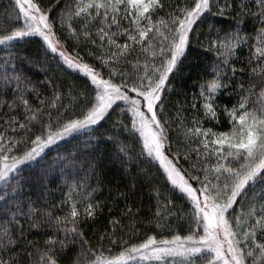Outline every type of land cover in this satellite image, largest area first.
I'll return each mask as SVG.
<instances>
[{
  "label": "snow or ice",
  "instance_id": "6c2138e0",
  "mask_svg": "<svg viewBox=\"0 0 264 264\" xmlns=\"http://www.w3.org/2000/svg\"><path fill=\"white\" fill-rule=\"evenodd\" d=\"M34 41L42 62L21 55ZM197 48L208 61L198 90L173 103ZM0 51V264H264V0H9ZM233 92L222 106L228 129L206 127ZM69 138L89 151L61 153ZM102 144L133 194L137 181L149 186L159 232L135 239L126 203L89 237L104 207ZM61 181L57 203L26 198Z\"/></svg>",
  "mask_w": 264,
  "mask_h": 264
},
{
  "label": "trees",
  "instance_id": "16d2710c",
  "mask_svg": "<svg viewBox=\"0 0 264 264\" xmlns=\"http://www.w3.org/2000/svg\"><path fill=\"white\" fill-rule=\"evenodd\" d=\"M45 2H47V0H45ZM8 6L9 0H0V14H3L4 9ZM202 30L206 33L207 26L205 25ZM247 31H252L251 22L247 24ZM5 55L6 54L4 52L0 51V59H3ZM21 55L31 57L40 62H42L43 60L42 49L35 41L23 44ZM247 55L248 49L244 48L236 63L238 65L245 64ZM207 62V58L203 54L202 49L197 48L189 54V58L184 65V70L180 74H178L177 78L173 81L175 88V91L172 93L171 97L173 103L179 102V104H186V102H191L193 92L198 90L197 82L199 81L200 76L203 75V65ZM21 66L26 71H28L29 75H31L36 81L43 79L45 76V71L43 69L33 67L29 70L26 64ZM56 74L62 77V82L65 85L75 84L78 88L82 87V80L76 78L75 73L69 75L56 70ZM48 75H53V73L49 72ZM244 82L247 83V80L245 79ZM236 99L237 97L234 92L231 95H221L218 100L219 105H221V107L218 108L219 122L205 120L204 125L206 127H212L214 130H227L229 127L228 120L226 115H224L223 113L222 106L228 105L229 107H231V105L236 102ZM179 104H177V106H179ZM65 150L72 151L74 153L79 152L81 155L89 151V149L86 148L83 142V138L78 141L69 138L68 142L64 143L62 145V148L60 149L61 153H63ZM113 151L114 150L110 144H102L95 152V155L99 156L100 158V179L103 182L101 191L97 193V199L102 202L104 207L103 212L98 217L96 223L90 228L86 227V231L88 232L89 237H91L93 243H95L96 241V236L93 235V231H95L98 235L99 231L107 226L110 216H121V212L124 209L126 203L129 206L133 207L135 218L130 221L127 216H124L122 217V219L127 228L139 229V231L134 232L135 239L143 238L146 233L151 234L152 231H160V229L155 228V224L148 223V220L154 215L155 212V200L153 198V194L149 191V186L143 180H139L137 181V187L135 188L133 194V192L130 191L128 187L130 185V178L124 175L123 170L120 168L119 164L115 162ZM56 154V150L53 149L49 154L48 160L50 161L55 158ZM84 175L85 173L83 171L79 173V177H83ZM93 182L94 181H90V183ZM61 188H63V192H67V188L64 187L62 181L60 182V187H57L56 184L49 185L48 189L42 194L39 191L26 189V198L30 197L32 199H35L37 196H41L39 204L47 203L48 205H51L53 203H57L62 197L63 192L61 191ZM120 192L129 193V198L127 201H125V199L119 195ZM176 203L177 205H180L181 202L177 201ZM137 208L139 209V212H136ZM109 209H111V211H109ZM172 219L173 221H175V217H173ZM178 226L179 222H176L173 225V227ZM25 227H27V225H25ZM129 234L131 235L132 233ZM30 238L42 239L41 236L35 234ZM105 244H107V241H105Z\"/></svg>",
  "mask_w": 264,
  "mask_h": 264
}]
</instances>
